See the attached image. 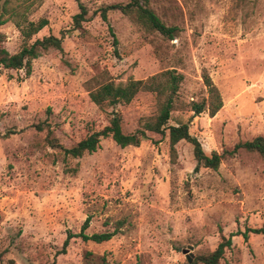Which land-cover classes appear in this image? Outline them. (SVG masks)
<instances>
[{
    "label": "rangeland",
    "instance_id": "374dc122",
    "mask_svg": "<svg viewBox=\"0 0 264 264\" xmlns=\"http://www.w3.org/2000/svg\"><path fill=\"white\" fill-rule=\"evenodd\" d=\"M139 1L176 27L173 37L136 8L108 9L102 18L104 8L131 0H81L88 14L80 25L76 0H12L2 45L15 53L53 34L63 36V51L35 59L29 76L0 66V264H205L199 257L222 234L232 247L220 264H264V235L238 234L264 223V156L229 154L239 142L264 138V0ZM42 18L48 25L26 38V21ZM168 70L184 78L167 126L188 123L206 154H225L219 169L195 171L186 140L173 157L168 129L149 132L139 146L104 138L93 153H65L111 119L113 108L95 104L90 89L111 80H164ZM205 72L223 97L213 116L192 111L208 96ZM117 109L123 131L132 133L158 114L160 102L143 89ZM87 217L88 234L123 223L109 241L73 237L59 253L68 231L79 233Z\"/></svg>",
    "mask_w": 264,
    "mask_h": 264
},
{
    "label": "trees",
    "instance_id": "16d2710c",
    "mask_svg": "<svg viewBox=\"0 0 264 264\" xmlns=\"http://www.w3.org/2000/svg\"><path fill=\"white\" fill-rule=\"evenodd\" d=\"M79 4L80 11L74 15V21L80 25L88 14L86 5L81 0H76ZM12 0H4L0 6V25H4L10 20V7ZM28 8V6H27ZM136 8L140 17L144 18L148 25L159 31L163 35L173 37L176 27L168 26L162 19L149 7L144 6L139 0H131L130 3L114 4L104 8L101 12L102 18L108 20V9H121L124 12H130ZM49 20L42 18L39 21H26V25L22 28L23 35L26 38H31L33 35L41 31L47 26ZM17 26L21 27L20 21H16ZM111 28V27H110ZM112 30V28H111ZM3 38L0 36V66L6 69L19 70L23 69L27 76L33 71V61L41 57L50 49L63 51V36L59 37L53 34L36 38L31 43H25L22 48L12 53L7 47L2 45ZM164 74H169L164 80H159L157 75L150 78V82L142 79H129L127 81L115 82L113 80L98 85L94 89L89 90L91 100L100 107H112V116L109 123L100 130L90 131L86 137L77 142L70 148H64L66 154L73 157H81L86 153H93L98 150L100 143L104 138L113 139L118 145L126 147L129 145L139 146L143 140L149 139V132L165 134V130H169L170 153L174 157L177 155V144L181 140L190 142L194 147V156L197 161L195 171H199L202 167L219 169L224 153L212 151L211 155L206 154L200 140L190 132L188 123L179 125L167 126L171 118V112L174 105L175 95L178 92L180 82L184 76L175 71H167ZM204 83L207 87L208 96L200 102H194L192 111L195 115H199L204 111H208L211 116L215 115L223 107V97L219 87L215 84L212 77L208 73L203 74ZM158 82V83H156ZM156 84V85H155ZM143 89L152 90L157 93L160 109L157 115L147 119V122L142 128L137 129L132 133H125L122 128V116L117 109L118 105L130 103L135 96ZM239 149L255 151L264 156V138L258 136L253 140L239 142L235 145L229 154L233 155ZM91 218L87 217L82 225L79 233L68 231L67 237L63 243L59 253H66L70 241L73 237H81L83 240H92L97 243H103L112 239L121 229L122 223L119 222L113 231L95 232L88 234L86 230L90 226ZM263 234L264 223L260 227H247L245 231H240L238 234L243 235L245 240H248L250 234ZM233 236V235H232ZM232 247V237L221 235V241L215 250L206 255L199 257V260L205 264H220L226 249ZM2 255L0 254V262ZM52 264H55L53 262Z\"/></svg>",
    "mask_w": 264,
    "mask_h": 264
},
{
    "label": "water",
    "instance_id": "95a60500",
    "mask_svg": "<svg viewBox=\"0 0 264 264\" xmlns=\"http://www.w3.org/2000/svg\"><path fill=\"white\" fill-rule=\"evenodd\" d=\"M188 260H189V262H191V261H192V259H191L190 257H189V259H188Z\"/></svg>",
    "mask_w": 264,
    "mask_h": 264
}]
</instances>
